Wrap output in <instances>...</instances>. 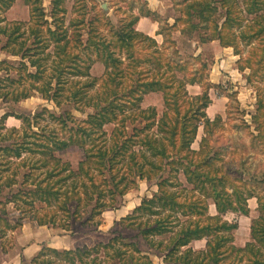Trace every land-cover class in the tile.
<instances>
[{
	"label": "trees",
	"instance_id": "trees-1",
	"mask_svg": "<svg viewBox=\"0 0 264 264\" xmlns=\"http://www.w3.org/2000/svg\"><path fill=\"white\" fill-rule=\"evenodd\" d=\"M22 1L30 8L28 23L7 22L4 15L17 0H0V52L21 59L19 66L8 60L0 62V73L6 75V79H0V105L29 99L33 89H37L44 99L57 106L69 102L81 112L90 108L95 112L86 121L77 123L70 113L57 120L44 110L59 121L63 130L70 132V137L59 143L54 134L46 136L45 130L43 135H36L39 141L27 140L31 119L6 114L0 123V196L5 189L20 183L17 178L21 175V168H29V174L23 176L22 189L14 197L15 201L28 198L19 210L22 214L30 212L29 220L39 226L68 230L69 226H58L60 212L70 214L68 205L73 201L79 204L82 199L78 198V193L85 194V201H95L93 211L101 216L112 206L108 204L107 195L111 200L116 196L124 197L138 188L139 181H152L167 173V177H161L158 193L152 199H144L131 215L122 219L121 223L130 222L123 228L138 231V236L159 251L162 264H226V261L228 264L236 261L264 264V206L261 198L257 197L259 218L252 224V242L245 248L234 245L238 224H230L223 218L229 212L248 216V200L255 196L249 194L244 198L241 192L235 191L234 202L225 190V180L218 166L220 155L214 153L212 156L209 146L212 129L222 120L218 116L212 121L207 115L212 104L209 84L201 96H190L188 86L199 84V80L186 76L182 66L163 64L159 56L162 48L156 39L137 30L141 19L137 16L120 31V41L131 49L138 47L140 54L149 53L150 57L137 58L132 52L128 63L124 64L110 53L105 59L106 73L102 78L105 80L100 90L92 93L101 80L93 78L92 65L79 58L76 52L83 47L82 36L71 31L70 27L75 25L73 21L66 26V0H50V13L44 8L45 0ZM258 1L253 0V4ZM213 3V0H192L187 6L188 14L191 17L190 10L193 9L203 22L204 11L209 9L212 12L210 5ZM152 13L149 9L148 13L141 15L152 17ZM231 18L229 9L222 29L230 26ZM254 24L260 26V34L264 33V16H258ZM193 27L203 28L204 25ZM212 28L215 29L213 36L201 38L203 43L217 40L224 48H233L236 55H241L231 38L217 33L219 25L216 22ZM71 32L74 35L71 36ZM161 34L159 31L158 35ZM146 41L149 44L141 43ZM260 42L264 52V36ZM250 54L255 56L254 51ZM263 59L264 56L241 59L239 69L244 71L250 64L248 68L255 76L264 71ZM144 63L147 68H143ZM36 80H40V85ZM248 81L251 82V78ZM123 82H126L124 88ZM260 90L258 88L260 106L257 116L252 118L258 131L264 127L261 121L264 98ZM151 93L164 95L162 116L155 107L143 108L145 96ZM120 95L127 97L126 100L117 102ZM10 117L21 121L20 129L7 128L6 121ZM39 117L42 115L35 116L36 120ZM70 122L76 126L71 127ZM137 124L142 127L138 128ZM109 125L114 126L110 135L105 130ZM130 126L134 127L131 132ZM200 128H204L205 136L200 151H194L193 144ZM71 146H78L85 153V160L79 164V174L57 157V152ZM15 159L20 162H13ZM28 187L31 189L26 190ZM210 201L217 209L216 216L210 214ZM37 202L40 207L36 206ZM166 235L168 238L155 241V237ZM123 240L119 238L108 245L69 250L43 245L31 264H156L141 250L139 243L120 244L119 241ZM200 240L207 241L205 251L191 248L193 242ZM116 243L121 246L111 256Z\"/></svg>",
	"mask_w": 264,
	"mask_h": 264
},
{
	"label": "rangeland",
	"instance_id": "rangeland-1",
	"mask_svg": "<svg viewBox=\"0 0 264 264\" xmlns=\"http://www.w3.org/2000/svg\"><path fill=\"white\" fill-rule=\"evenodd\" d=\"M191 1L84 0L82 2L81 0H66L64 5L67 10L66 26H69L70 22L73 21L75 25L70 27L71 31L82 36L83 47L76 52L79 54V58L92 65L91 74L93 78L101 80L92 91L95 93L100 90V86L105 80H102L106 73L105 59L110 53L114 54V58L121 59L124 64L128 63V56L132 55V52L137 58L147 59L150 57L149 53H146L147 58H145V54H140L138 47L131 49L129 46L123 45V42L120 41V31L125 30L135 17L140 16L142 18L141 14L148 13L149 9L152 10V17H145L148 19V23L138 25L137 30L148 33L158 41L162 48L159 56L163 64L174 67L182 66L186 70V76L199 80V84L188 86L190 96H201L204 87L209 84L211 88L210 97L213 103L208 109V114L211 118L215 116L222 118L217 126L212 129V136L209 140L211 155L213 156L214 153L220 155L221 160L218 162V166L221 168L222 179L225 180V190L232 197V200L236 202L235 191L241 192L244 198L253 194L255 198L250 199L249 204L255 210L258 202L257 197L261 198L264 206V127L258 131L252 118L257 116V110L260 106V103L258 104V88H261L260 92L264 98V71L254 76L251 69L248 68L251 66L250 64L244 71L239 69V64L241 59L244 61L247 58L255 59L264 56V54L262 55L264 53L263 46L260 42L264 33L260 34V26L254 24L258 16H264V0H259L256 5L253 4V0H213L214 3L210 5L213 11L210 12L209 9L204 11L203 22H200L199 16L193 9L190 10L192 16H189L187 6ZM200 1L203 2L204 0ZM44 8L47 13H50V0L44 1ZM229 9L231 10L232 21L230 26L222 29L227 20ZM4 16L9 23H28L31 20L30 8L22 0H17L12 9ZM214 22L219 25L217 33H221L225 38H231L230 40L234 41L233 43L241 55H236L233 48H224L217 40L206 43L201 41V38L213 36L215 32V29L212 28ZM199 24L204 25V27H193L199 26ZM159 31L162 33L161 35H158ZM141 43L143 45L149 44L148 41ZM176 51L178 54L175 53ZM253 51L256 57L250 54ZM88 59L89 61H87ZM109 59H107L108 62ZM4 60L10 61L15 66H19L21 62V59L17 57L0 52V62ZM262 63H264V59ZM258 64L261 65V63ZM48 65L50 66V63ZM143 68H147L145 63ZM111 71L114 72V69L112 68ZM30 72L34 73L35 71L31 70ZM5 77V73L1 72L0 79L4 80ZM179 77L183 78V75L179 74ZM249 78H251V82L248 81ZM36 82L40 85V80H36ZM213 82L219 83V85L216 87ZM125 84L126 82H123V88ZM126 98L120 95L117 102L126 100ZM111 100H114V97ZM142 105L145 109L157 108L159 115L162 116L165 110L164 95L162 93L148 94L145 96ZM44 110L54 115L57 120L70 113L77 123L86 121L88 116L95 112L91 108L81 112L78 107L69 102H63L62 106H57L55 103L44 99L37 89H33L29 99L16 104L0 105V123L6 114H14L17 117L31 119V129L27 136V140H31V142L39 141V137L36 135L41 136L45 131L47 132L46 136L54 134L58 143L68 139L70 132L63 130L59 121L53 119L51 114L44 112ZM38 114H41L42 117L36 120L35 116ZM262 114H264V109ZM261 121L264 125V115H262ZM6 125L9 129H20L22 123L19 119L10 117L6 121ZM70 126L74 128L76 123L70 122ZM137 127L142 126L137 124ZM132 128L134 127L130 126V132ZM113 129L114 126L112 125L105 128L109 135ZM199 134L193 144L194 151H200V143L205 136L204 128H200ZM88 142L90 145L93 143L90 140ZM57 157L62 161V164L70 165L71 171L79 174V164L85 160V153L78 146H71L64 151L57 152ZM13 162L18 163L20 160L15 159ZM29 170V168H21V175L17 178L20 183L5 189L0 196V257L5 253L13 252L14 249L17 253L18 250L24 248L26 246L23 236L25 227L29 229L31 225L32 227L38 226L29 220L30 212L24 211L22 214L19 210L25 205L24 202H28V198L14 200L15 194L18 195V190L22 189L23 176L29 174ZM5 174L3 173L4 176ZM165 176H168L167 173L152 181H139L138 188L131 190L124 197L116 196L114 200H111L110 196L107 195L108 204L111 203L112 206L101 216L93 211L96 206L95 201H85L86 196L82 193L84 192L82 189L80 192L82 195L79 193L77 195L78 198H82L79 204L77 201H73L68 205L70 214L66 215L65 212H60L61 221L58 226H69V229L49 227V230L53 232L51 238L53 243L51 244L57 245L60 249L94 248L101 244L108 245L112 240L123 238V241H119L120 244L137 242L143 252L148 254L156 264H160L162 256L159 251L148 241L146 242L138 236V231L125 229L130 222L121 223V219L131 215L144 199H152L158 193V184L163 179L161 177ZM181 180L187 186L186 179L182 175ZM209 187L206 189L208 190ZM30 189L31 187H28L26 190ZM210 203L214 205L213 202L210 201ZM36 206L40 207V204L37 202ZM210 210L214 212V207L211 206ZM249 224L248 220L242 224L240 235L243 240H245L244 238L247 239ZM123 226L125 227L123 228ZM166 238L168 235L155 237V241ZM118 244L116 243V246L111 250V256L117 253V249L121 246ZM225 263L228 264V261ZM110 264L116 263L111 262ZM233 264L247 263L244 261L237 263L236 261Z\"/></svg>",
	"mask_w": 264,
	"mask_h": 264
},
{
	"label": "crops",
	"instance_id": "crops-1",
	"mask_svg": "<svg viewBox=\"0 0 264 264\" xmlns=\"http://www.w3.org/2000/svg\"><path fill=\"white\" fill-rule=\"evenodd\" d=\"M87 1H90V0H87ZM147 21H148L147 18L142 17L140 19L138 25H144V23ZM141 32L152 37L151 35H149L146 32H143V31H141ZM213 84L219 85V83H215V82H213ZM211 100H212V98H211ZM212 103H213V100H212ZM208 109H207L208 117L212 121L215 120L216 117H218V116L211 118L208 114ZM199 133H200V130H199ZM250 201L251 200H248V209H249V215L248 216L241 215V214H238L235 212H229L223 216L224 220L229 222L230 224H233V223L238 224V229L234 232V237H235L234 245L237 248L243 249L246 247V245L248 243L252 242V224H253L254 220H257L259 218L258 202H257L255 210H254V209H252V207L249 204ZM211 206L214 207V212H212L210 210V214L212 216L218 215V212H217L215 205H210V208H211ZM246 220H248L250 222V224L248 226V234H246L247 239L244 238L245 240H243V237L240 235V232L242 230L241 229L242 224ZM49 229L50 228L48 226H39V225L37 227H32V225H31V226H29V229H28V227L27 228L25 227V230L23 232V236H24V239L26 241V246L24 248H22L21 250H18L17 253H16V249H14L13 252L3 254V256L0 257V264H31V261L39 254L43 245H46L50 248L58 249V250H69V248H61L60 249L57 245L51 244V243H53L51 241L52 240L51 238L53 236V232H51ZM198 245H200V246H198ZM191 248H193L195 251H205L207 248V241L206 240L195 241L191 244ZM160 264H162V258H161Z\"/></svg>",
	"mask_w": 264,
	"mask_h": 264
}]
</instances>
